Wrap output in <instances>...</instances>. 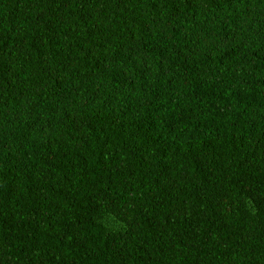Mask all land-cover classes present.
I'll return each mask as SVG.
<instances>
[{"label":"trees","instance_id":"1","mask_svg":"<svg viewBox=\"0 0 264 264\" xmlns=\"http://www.w3.org/2000/svg\"><path fill=\"white\" fill-rule=\"evenodd\" d=\"M0 264H264V0H0Z\"/></svg>","mask_w":264,"mask_h":264}]
</instances>
